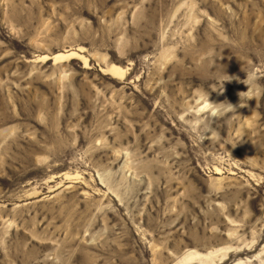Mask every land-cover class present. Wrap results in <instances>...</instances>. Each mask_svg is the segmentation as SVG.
<instances>
[{
  "label": "rangeland",
  "instance_id": "obj_1",
  "mask_svg": "<svg viewBox=\"0 0 264 264\" xmlns=\"http://www.w3.org/2000/svg\"><path fill=\"white\" fill-rule=\"evenodd\" d=\"M0 264H264V0H0Z\"/></svg>",
  "mask_w": 264,
  "mask_h": 264
},
{
  "label": "clouds",
  "instance_id": "obj_2",
  "mask_svg": "<svg viewBox=\"0 0 264 264\" xmlns=\"http://www.w3.org/2000/svg\"><path fill=\"white\" fill-rule=\"evenodd\" d=\"M233 107V106H232ZM218 115H220V113L218 112V111H213V112H211V116H213V117H216V116H218Z\"/></svg>",
  "mask_w": 264,
  "mask_h": 264
}]
</instances>
